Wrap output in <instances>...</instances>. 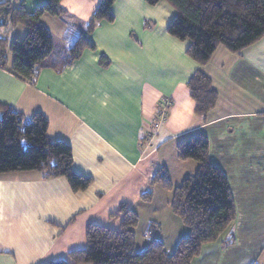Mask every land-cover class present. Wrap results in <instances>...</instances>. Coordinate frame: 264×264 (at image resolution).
<instances>
[{
	"label": "crops",
	"instance_id": "crops-1",
	"mask_svg": "<svg viewBox=\"0 0 264 264\" xmlns=\"http://www.w3.org/2000/svg\"><path fill=\"white\" fill-rule=\"evenodd\" d=\"M45 1L24 3L32 12ZM100 1L63 0L66 14L42 17L54 48L32 82L0 69V103L26 118L42 112L50 138L71 145L74 171L92 178L89 187L74 190L65 176L36 170L0 174V264L68 258L71 250L87 246L89 224L120 228L111 215L123 203L139 214L156 167L169 170L162 146L179 160V172H196V161L177 157L178 141L196 132L207 136L212 161L228 176L236 218L191 264H264V35L239 52L219 45L200 64L187 53L191 41L168 32L176 14L168 1L115 0L114 19L89 30ZM26 33L23 24L0 28V38L8 40ZM81 34L95 47L72 59L69 50ZM198 70L217 93L205 115L196 112L188 87ZM162 97L172 99L167 122L145 147ZM171 200L165 216L179 227V240L189 229L173 214Z\"/></svg>",
	"mask_w": 264,
	"mask_h": 264
},
{
	"label": "trees",
	"instance_id": "trees-1",
	"mask_svg": "<svg viewBox=\"0 0 264 264\" xmlns=\"http://www.w3.org/2000/svg\"><path fill=\"white\" fill-rule=\"evenodd\" d=\"M114 1H100L89 21V30L100 20L114 19ZM145 1L156 5L161 0ZM166 1L176 10L168 32L181 40H190L187 53L200 64L207 63L219 45L239 52L264 35V0ZM66 13L63 0H46L32 12L26 10L24 0L16 4L10 0L0 1V28L11 24L27 27L23 38H0V69L32 82L43 60L54 48L42 17ZM86 46L95 47L81 34L69 50L72 59H76ZM7 50L12 55L10 61ZM101 62L107 63L106 57ZM188 87L196 102V112L207 114L217 101L209 77L198 70L189 80ZM0 115V174L36 170L44 172L46 177L65 176L74 190L90 186L92 178L73 169L71 145L48 135L49 121L42 112L26 118L14 107L0 103ZM177 157L196 161V172L187 174L181 185L174 186L167 169L159 167L151 181L152 186L161 183L173 190L172 211L189 229L172 253L159 239L152 240L142 251L137 249L135 228L139 224V215L123 203L111 215L112 219L120 220V228L91 223L86 229V247L71 250L68 258L50 259L41 264H191L204 244L219 240L233 223L236 205L228 176L212 161L209 140L204 133L196 132L179 140ZM152 193L148 189L141 198L151 201Z\"/></svg>",
	"mask_w": 264,
	"mask_h": 264
},
{
	"label": "rangeland",
	"instance_id": "rangeland-1",
	"mask_svg": "<svg viewBox=\"0 0 264 264\" xmlns=\"http://www.w3.org/2000/svg\"><path fill=\"white\" fill-rule=\"evenodd\" d=\"M62 50L63 49L60 46L56 47V51L58 54H60ZM163 149L164 146H162L160 154L162 157L163 156L166 157L169 161V164L167 165L169 170L167 171L171 178V181L174 186H179L181 185L182 179L185 176L184 174L188 173L189 171L184 170V173L182 171L179 172L178 171L180 168L178 166L179 160H176L174 156H171L170 153L171 149L169 148V146L166 152H163ZM188 161H190V163H195L194 160H188ZM188 167H190V164H188ZM157 168L158 167H156V169ZM151 190L153 192L152 201H148V202L145 201L146 206H142L141 207L142 211H140L138 214L139 224L135 230L136 247L138 250L142 251L152 240L159 239L164 244H166L167 251L172 253L176 249V246L180 240V239L177 240L175 238L176 237L175 234L179 232L178 231L179 227L178 226L176 227L173 223L171 224L168 217L165 216V209L167 208V202L173 198V190L165 188L161 183H157L153 185L151 187ZM156 209L157 212H155ZM150 218L151 220L157 221L158 227L156 224L155 225L151 224V222L149 221ZM107 226L110 227L112 225H107Z\"/></svg>",
	"mask_w": 264,
	"mask_h": 264
},
{
	"label": "built area",
	"instance_id": "built-area-1",
	"mask_svg": "<svg viewBox=\"0 0 264 264\" xmlns=\"http://www.w3.org/2000/svg\"><path fill=\"white\" fill-rule=\"evenodd\" d=\"M11 3L16 4L18 0H10ZM172 105V99L168 97H162L157 104L156 115L153 118L151 123V130L145 137L143 138V144L145 147H151L153 143V139L156 137L161 126L166 123L168 119L169 109Z\"/></svg>",
	"mask_w": 264,
	"mask_h": 264
}]
</instances>
